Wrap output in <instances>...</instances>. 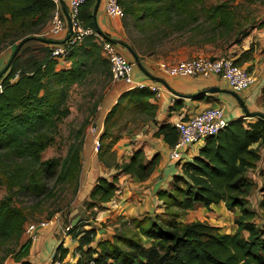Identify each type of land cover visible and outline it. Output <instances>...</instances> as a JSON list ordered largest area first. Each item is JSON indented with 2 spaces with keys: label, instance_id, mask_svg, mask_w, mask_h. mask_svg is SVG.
<instances>
[{
  "label": "trees",
  "instance_id": "1",
  "mask_svg": "<svg viewBox=\"0 0 264 264\" xmlns=\"http://www.w3.org/2000/svg\"><path fill=\"white\" fill-rule=\"evenodd\" d=\"M118 1L126 14L125 20L138 16L135 21L144 29V34L151 32L159 21L172 30H184L187 21L198 22L206 13L197 7L200 0ZM96 2L90 0L81 7L80 21L85 28L98 31L94 20ZM55 8L51 0H0V48L8 40L14 43L26 40L0 79V176L9 192L0 200V264H33L32 243L26 238L25 230L33 213L41 210L43 204L39 201L54 194L53 188L48 189L51 182L54 187L55 182L63 186L71 184L77 200L84 172L85 129L95 122L101 102L94 104L93 119L79 129L64 158L44 160L43 154L54 143L61 123L70 113L67 100L71 87L83 85L96 72H111L95 36L87 37L66 58L71 62L69 69L57 68L62 58L53 57L54 46L42 42L46 37L37 36L49 25ZM207 13H212L211 19L221 17L222 24L226 21L220 6ZM248 35V31H243L236 43L241 44ZM220 56L230 55L209 57L215 60ZM232 57L236 65L244 67L253 59V54L247 50L238 58ZM7 64H0V72ZM155 97L149 88H131L121 94L105 116L99 136L98 161L141 182L153 175L160 155L148 161L144 152L137 151L129 161L119 163L112 150L121 136L114 130L124 117H132L134 122L154 121L157 106L151 99ZM247 120L232 121L216 136L207 138L192 161L175 162L181 165V173L157 194L163 203L161 213L142 219H121L111 238L97 241L98 232L94 228L83 231L84 235L79 237L85 227L81 223L86 221L87 226H92L99 213L106 210L105 205L114 201L118 190L117 177L98 178L80 206L85 216L82 210H76L78 204L62 211L65 226L73 225L81 216L70 232L80 244L77 252L81 257L76 264L91 261L97 264H264V120ZM156 136L163 137L173 147L179 132L175 124L167 123L160 126ZM258 169L260 181L256 184L249 175ZM257 187L262 197L255 209L250 197ZM20 195L40 198L31 215L26 207L17 205L16 196ZM221 203L230 212L239 211L232 233H222L220 228L207 222L186 220L187 214L197 208L210 209ZM54 214L50 212L48 219ZM259 219L263 223H257ZM58 251L61 255L56 257L64 260L68 251L62 247Z\"/></svg>",
  "mask_w": 264,
  "mask_h": 264
},
{
  "label": "crops",
  "instance_id": "2",
  "mask_svg": "<svg viewBox=\"0 0 264 264\" xmlns=\"http://www.w3.org/2000/svg\"><path fill=\"white\" fill-rule=\"evenodd\" d=\"M107 0H101L100 6L96 13L94 8V20L96 23V31L105 40H109L115 44L119 53L124 55L128 60L135 64V59L130 50L138 56L139 61L145 70L151 75L160 78L162 82L154 81L144 74V72L135 64L134 79L136 81L145 82L148 85H154L161 89L162 96L160 98L151 99V103L157 106L155 120L145 122V127L136 136L126 137L118 142L116 145L117 159L119 163L130 160L134 152H144L146 159L149 161L156 155H160L159 165L153 175L144 182L139 181L129 175L119 174L115 169H109L98 161L97 153L99 147V136L103 131L104 118L107 113L115 106L119 97L124 92L130 90L132 87L124 82L114 83L108 89L106 95L101 100L98 107V115L95 122L92 124L95 131L89 130L86 134V141L84 147V172L82 183L77 195L76 210H82V202L88 197L93 189L98 178H107L113 180L117 177V192L114 201L105 205L106 210L99 213L97 220L94 222L99 227L96 228L98 232L96 240L111 238L114 235L116 228L119 227L121 219L125 218H139L142 219L147 215L154 213H161L163 211V203L158 199V192L169 187L172 178L181 173V165L172 162L169 158L172 147H169L163 140V137L156 136L159 128L163 124H175L181 119H189L196 114L203 112L208 108H222L225 111V117L229 122L238 120L240 118L248 119L252 122L253 118H246L241 109L236 97L231 94L233 91L229 88L227 82L217 76H212L209 79L202 78H181L169 77L164 75L158 68L161 61L169 63H176L180 60L190 59L197 56H210L211 52L198 51L190 54L189 52H181L179 55L170 56L167 58L156 57V55L147 56L139 53L129 41V25L125 19H112L107 16L105 12V3ZM64 5L69 9L70 0H63ZM97 3V2H96ZM62 10L63 6L61 5ZM96 7V6H95ZM64 13V10H63ZM65 15V13H64ZM50 30L45 33V39L56 42L64 41L68 36V31H65L59 36L52 37L48 35ZM56 46L57 44H52ZM80 46V45H79ZM220 54H217L219 56ZM103 58L106 60L105 56ZM239 56H235L238 58ZM107 61V60H106ZM71 62L67 59H62L59 62L58 69H69ZM246 68H252L257 74V84L243 93L238 94L248 106L251 112L264 113V104L262 103V89L264 87V63L260 64V57L257 52L253 59L244 65ZM5 68V67H4ZM3 68V69H4ZM2 69V70H3ZM136 69V70H135ZM1 70V71H2ZM218 88L224 92H217L213 94H203L209 89ZM200 94V95H199ZM174 106L177 110H174ZM96 124V125H95ZM89 143V145H88ZM122 143V144H121ZM204 146V142H199L193 146H187L182 149V162L192 161L199 153V150ZM88 151V152H87ZM264 151V150H263ZM264 154V153H263ZM86 162V166H85ZM259 169L250 173V177L254 183L260 181L258 177ZM255 194L252 196L254 199ZM250 197V202L253 208V199ZM257 197V196H256ZM261 193L256 199L258 205L261 200ZM81 206V207H80ZM225 207L223 203L219 205H212L210 210L215 208ZM257 208V206H256ZM255 208V209H256ZM205 209L207 208H200ZM226 209V207H225ZM228 211V210H227ZM85 216L86 212L81 211ZM219 212L222 214L221 210ZM234 220L239 215L236 212H230ZM81 219V216L77 217ZM76 218V219H77ZM75 219V220H76ZM74 220V221H75ZM233 220V221H234ZM73 221V223H74ZM80 221V220H79ZM61 227H48L41 232L40 239L37 243L32 244L31 260L33 264H52L53 259L57 255L60 257L61 252L58 251L60 247L68 251L64 260L68 264H76L78 260H73L79 248V240L71 235L64 236L61 230L64 227V221L61 222ZM92 226L82 227L81 231L91 230ZM96 241V242H97ZM94 247L96 244H93ZM58 257V258H59Z\"/></svg>",
  "mask_w": 264,
  "mask_h": 264
},
{
  "label": "rangeland",
  "instance_id": "3",
  "mask_svg": "<svg viewBox=\"0 0 264 264\" xmlns=\"http://www.w3.org/2000/svg\"><path fill=\"white\" fill-rule=\"evenodd\" d=\"M222 7L224 11L225 23H221V17H213L208 10L214 7ZM200 10H205L198 22L187 21L184 30L175 31L170 27L157 23L151 32L144 34V29L138 27V16L134 19H126L129 30L130 45L139 53L147 56L156 55V57L167 58L177 56L181 52L208 51L210 56L230 55L240 56L244 51L252 50L253 56L258 54L260 64L264 63V0H200L197 3ZM48 26L37 36L45 37V33L49 29ZM248 31V37L243 39L241 44L236 42L240 39L242 32ZM19 42H11L8 40L2 48H0V64L5 65L9 62L10 52L16 48ZM9 58V60H8ZM137 68V66H136ZM136 70V69H135ZM114 82L111 78V72L108 74L103 71L96 72L88 78L83 85H75L69 91L67 100L69 115L61 123L57 131L54 143L44 152L43 159L58 158L62 159L67 155L70 144L75 142L76 134L79 129L86 124L91 118V111L94 104L101 102L106 95L108 89ZM264 104V96L262 97ZM99 113V111H98ZM145 127V119H138L134 122L132 117H124L119 121V125L115 128V132L121 136L134 137ZM91 126L85 129V133L91 130ZM118 144V143H117ZM122 144V143H121ZM89 145V143H88ZM113 148L114 154L117 156V150ZM88 152V151H87ZM86 166V162H85ZM0 176V200L8 195L7 186L3 184ZM82 186V185H81ZM259 186V185H258ZM53 188L52 197H45L42 202L41 210L33 213L31 223L48 220L50 212H66L71 205H76V197H74V188L71 184L65 186L55 182L50 183L48 189ZM258 187L253 190L251 197L259 194ZM254 196L253 205L257 197ZM40 198L29 197L25 195L16 196V203L24 206L29 215L32 214V208H35ZM221 210L222 214L219 212ZM239 213V211H237ZM187 221H203L212 226L220 228L222 233H232L235 230L234 217L228 213L225 207L220 206L214 211L210 209L197 208L186 216ZM257 223H263L259 219ZM30 224V223H29ZM96 230L98 225L92 224ZM93 230V229H92ZM116 233V230L115 232ZM113 236V235H112Z\"/></svg>",
  "mask_w": 264,
  "mask_h": 264
},
{
  "label": "built area",
  "instance_id": "4",
  "mask_svg": "<svg viewBox=\"0 0 264 264\" xmlns=\"http://www.w3.org/2000/svg\"><path fill=\"white\" fill-rule=\"evenodd\" d=\"M56 8L51 19V25L48 35L56 37L68 30V24L61 7V0H51ZM90 0H70L69 14L72 20V37L64 44L56 45L52 48V56L66 59L70 53L89 36H95L99 39L102 46V52L110 64L111 78L114 83L124 82L132 88H149L155 93L156 98L162 96L161 89L154 85H148L145 82L134 79L135 64L119 53L114 43L105 40L94 29L85 28L80 21L81 7ZM105 12L112 19H124L126 14L120 6L118 0H107L105 3ZM159 70L169 77L181 78H202L209 79L217 76L224 79L229 88L237 93H243L257 83V75L254 71L250 72L244 67L235 64L232 56H220L213 60L209 56H197L190 59L180 60L176 63L161 61L158 64ZM2 85L0 84V90ZM229 121L225 117V111L222 108H208L203 112L194 115L188 120H179L175 127L179 132V139L172 147L170 160L176 162L181 159L182 149L187 146H193L199 142L205 141L209 137L216 136L224 130ZM91 130L96 128L91 126ZM99 150V147H98ZM62 212L54 214L52 218L37 223H30L25 230L26 238L35 244L39 241L42 230L48 227H61ZM81 224L87 226V222ZM73 225L62 226L61 230L64 236L70 235ZM81 231L79 237L84 233ZM80 254H77L73 260H79ZM52 264H68L66 260L60 258L53 259ZM90 264H97L91 261Z\"/></svg>",
  "mask_w": 264,
  "mask_h": 264
},
{
  "label": "water",
  "instance_id": "5",
  "mask_svg": "<svg viewBox=\"0 0 264 264\" xmlns=\"http://www.w3.org/2000/svg\"><path fill=\"white\" fill-rule=\"evenodd\" d=\"M100 3H101V0H97L96 7H95V19H96V13H97V10H98V8L100 6ZM61 5L63 6V10H64V13H65V18H66V21H67V24H68V30H69L68 31V36L62 42H56V41H52V40H49V39H41L42 42H44L46 44H57V45L64 44L67 40H69L72 37V33H73V29L72 28H73V25H72V20H71L70 14H69V9L66 7V5H64L63 0H61ZM25 42H26V40H22L18 44V46L14 50V52H13V54H12V56H11L9 62H8V64L0 72V79L8 72L9 68L13 64V61H14L15 57L17 56V54L19 53V51L21 50V48L23 47V45L25 44ZM130 52H131L132 56L135 59L136 66H138L144 72V74L146 76H148L150 79H152L154 81H158V82H162L163 83V81L160 78H157V77L151 75L150 73H148L145 70V68L142 66L141 62L139 61L138 56L133 52V50H130ZM217 92H224V91L221 90V89H218V88H213V89H209L205 93L203 92V94L204 95L205 94H213V93H217ZM231 94H233L236 97V99L238 100V103H239L241 109L243 110V113L246 116V118H259L261 120H264V113H262V112H251L248 109V106L246 105L245 101L237 93L232 92ZM79 220H80V218H77L74 221L73 226H75L79 222Z\"/></svg>",
  "mask_w": 264,
  "mask_h": 264
}]
</instances>
